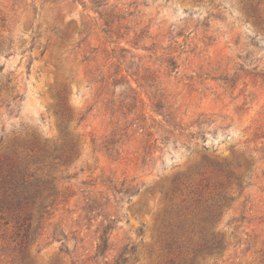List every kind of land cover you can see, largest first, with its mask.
Here are the masks:
<instances>
[{"label": "rangeland", "instance_id": "1", "mask_svg": "<svg viewBox=\"0 0 264 264\" xmlns=\"http://www.w3.org/2000/svg\"><path fill=\"white\" fill-rule=\"evenodd\" d=\"M2 136L63 157L32 166L56 194L26 260L0 224V264H192L219 195L229 246L200 264H264V0H0ZM203 156L232 163L242 188L196 177L166 200ZM177 236L196 237L179 253Z\"/></svg>", "mask_w": 264, "mask_h": 264}, {"label": "trees", "instance_id": "2", "mask_svg": "<svg viewBox=\"0 0 264 264\" xmlns=\"http://www.w3.org/2000/svg\"><path fill=\"white\" fill-rule=\"evenodd\" d=\"M171 65H175V63ZM147 78L149 77L147 76ZM126 85V91L129 95L125 98L130 100L131 103L128 106H131L135 104L134 102L137 100V95L130 83L126 82ZM156 108L158 111L163 109L161 102L157 103ZM58 113L65 116L62 121V124L65 125V118L68 119L71 114L67 115L63 110ZM156 113L163 116L165 120L163 114L159 112ZM167 116L171 117V113L167 114ZM112 134V137H116L118 132L114 131ZM6 138L7 137L3 136L0 138V224H3L4 227L9 226L11 223L14 225L13 228L15 229V233L11 236V239L13 243L16 244L18 254L22 256L23 260H26L29 256L31 246L37 242L38 237L36 235L40 229L44 215L47 213L48 203L51 197L56 194L52 182L47 179L36 178L37 170L34 171L32 166L44 163V161L47 160H50L52 164L53 161L62 159L61 157L63 156L62 154L56 156L59 155L56 154L59 152L57 148L51 150L46 144L39 143L37 138L26 139L17 136L8 142ZM261 138L264 139V136ZM61 148L62 153L64 152L67 153V155H72L76 149V145L69 141L63 144ZM66 148H68V151L65 150ZM148 155L149 153H146V157ZM240 164V162H237L235 167H241ZM196 177L204 178L200 180V185L204 184L205 188H209V182L212 180L219 182V188H223L225 184L231 185L232 180L237 181L239 188H242L244 183L243 178L238 176L232 169V163L226 160L222 162L213 161L203 156L201 161L188 173L180 175L172 181L171 187L166 193V200H171L174 195L181 192L182 188H187L186 186L192 184ZM131 190L130 187H127L126 192H130ZM219 196L218 200L213 201L212 204H204L201 210L200 234L202 236L197 238L195 246L192 248L194 254L192 264H195V262L200 264L199 260L201 259L206 260L205 258L208 257L220 256L229 246L226 237L216 232L215 229H217L222 215L224 207L222 201H230L231 197ZM93 205L98 206L96 200H93L90 207ZM96 206H93V208ZM106 220L108 223L102 227L100 243L97 246V257L101 256L103 258H106L108 252V236L112 229V224L115 222V220L111 218ZM165 220L166 219H163V222L166 225L167 221ZM192 237L189 236L188 239H186L187 241L183 240L186 236L172 237L171 239L176 240L173 241L172 244H174L173 246H176V249L181 253L184 244H193ZM123 254L124 253L120 254L114 263L106 261L105 264H127L128 258L123 257ZM171 264H175V262L172 261Z\"/></svg>", "mask_w": 264, "mask_h": 264}]
</instances>
